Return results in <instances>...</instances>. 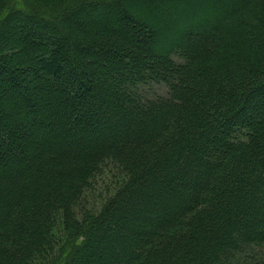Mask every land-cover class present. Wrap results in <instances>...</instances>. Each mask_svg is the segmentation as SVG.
Returning <instances> with one entry per match:
<instances>
[{
    "label": "trees",
    "instance_id": "obj_1",
    "mask_svg": "<svg viewBox=\"0 0 264 264\" xmlns=\"http://www.w3.org/2000/svg\"><path fill=\"white\" fill-rule=\"evenodd\" d=\"M0 264H264V0H0Z\"/></svg>",
    "mask_w": 264,
    "mask_h": 264
},
{
    "label": "rangeland",
    "instance_id": "obj_2",
    "mask_svg": "<svg viewBox=\"0 0 264 264\" xmlns=\"http://www.w3.org/2000/svg\"><path fill=\"white\" fill-rule=\"evenodd\" d=\"M157 90L160 91L161 88L157 87ZM106 181L103 180V182L97 187V192L102 190L105 187ZM95 195H97V193L94 192ZM94 196V195H93Z\"/></svg>",
    "mask_w": 264,
    "mask_h": 264
}]
</instances>
